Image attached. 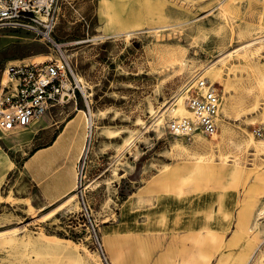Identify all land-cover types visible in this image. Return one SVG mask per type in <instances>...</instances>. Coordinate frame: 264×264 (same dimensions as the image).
Returning <instances> with one entry per match:
<instances>
[{
    "label": "rangeland",
    "instance_id": "374dc122",
    "mask_svg": "<svg viewBox=\"0 0 264 264\" xmlns=\"http://www.w3.org/2000/svg\"><path fill=\"white\" fill-rule=\"evenodd\" d=\"M55 17L60 47L0 28V89L8 64L67 54L77 96L47 115L84 109L93 136L49 205L23 170L31 130L0 131V264H264V0H60ZM199 77L221 93L216 138L168 129Z\"/></svg>",
    "mask_w": 264,
    "mask_h": 264
},
{
    "label": "built area",
    "instance_id": "2783aa9c",
    "mask_svg": "<svg viewBox=\"0 0 264 264\" xmlns=\"http://www.w3.org/2000/svg\"><path fill=\"white\" fill-rule=\"evenodd\" d=\"M59 1L0 0V28L31 31L58 46L52 32ZM5 70L8 79L0 89L1 132L25 129L77 96L78 85H72L70 64L63 55L39 62L10 63ZM184 93L192 115L172 118L169 131L175 135L191 136L194 132L214 135L218 130L221 93L212 82L201 77L191 82ZM86 123L88 137L93 125L88 118ZM93 229L96 232L94 226Z\"/></svg>",
    "mask_w": 264,
    "mask_h": 264
},
{
    "label": "crops",
    "instance_id": "0c3cea01",
    "mask_svg": "<svg viewBox=\"0 0 264 264\" xmlns=\"http://www.w3.org/2000/svg\"><path fill=\"white\" fill-rule=\"evenodd\" d=\"M86 118L78 114L63 119L61 115H43L27 127L32 148L24 159L23 170L36 193L49 205L65 197L70 200L77 188V163L88 145Z\"/></svg>",
    "mask_w": 264,
    "mask_h": 264
},
{
    "label": "bare ground",
    "instance_id": "6f19581e",
    "mask_svg": "<svg viewBox=\"0 0 264 264\" xmlns=\"http://www.w3.org/2000/svg\"><path fill=\"white\" fill-rule=\"evenodd\" d=\"M220 7H222V4L220 5ZM223 8V7H222ZM225 14V13H224ZM257 30V29H256ZM129 32V31H128ZM127 34H129V33H127ZM130 35V34H129ZM52 37H53V34H52ZM260 37V36H259ZM258 37V38H259ZM54 38V37H53ZM263 38V37H262ZM256 39V38H255ZM250 44H252V42L251 43H249V45ZM58 46L60 47V46H62V43H60V44H58ZM63 50V49H62ZM231 53H233V52H230V54ZM62 54V53H61ZM50 55V54H49ZM63 56L69 61V56L67 55V54H63ZM50 58H52L51 57V55L49 56V58H47V59H50ZM46 59V56H44V59L43 60H40V61H44V60H47ZM180 59H182V58H178L177 59V61H180ZM177 61H175V62H177ZM22 62H24V63H30V62H39V61H35V60H29V61H22ZM69 64H70V61H69ZM245 64H247V63H245ZM208 66V65H207ZM70 70H73L72 69V67H71V64H70ZM221 70H222V67H221ZM222 72L221 71H218V70H216V69H214L212 66H208V67H206V68H204V70L200 73V75L199 76H204L203 74H208V75H210L214 80H218V81H222V74H221ZM201 76V77H202ZM77 79V78H76ZM230 79V78H229ZM6 81H7V71L5 70V74H4V77H3V85L4 84H6ZM258 81V80H257ZM262 81V80H261ZM263 83V82H262ZM227 87H228V83H227ZM173 104H171L170 106H168V108L164 111V113H166V112H173L175 115H173V116H176V117H181V116H191L192 115V113H191V111H190V109L187 107V105H186V100H185V93L184 92H182V93H180V94H178V97H177V102H176V104L175 105H173ZM222 105H223V102H221V104H220V106H219V110L221 111L222 110ZM90 108H91V106H90ZM82 111H84V113H85V116L89 119V123H92V125H93V122L95 121V116L96 115H93L92 114V116H93V119L94 120H91V118L89 117L90 115H89V113L87 112V111H85L84 109H81ZM91 111H92V108H91ZM164 113L162 114V115H160V117L157 119V120H159V125H161L162 124V121H163V119H162V116L164 115ZM219 119V116L217 117V120ZM93 121V122H92ZM95 123V122H94ZM200 134H203V133H200V132H194V137H196V136H198V135H200ZM93 136V128H92V130H91V132H89V134H88V137H87V140H88V145H86L85 146V148H84V154L88 151V149L90 148V142L89 141H91V137ZM213 136V135H212ZM214 137L216 138L217 136L216 135H214ZM252 137V136H251ZM203 138V136L201 135V137H200V139H202ZM252 139V138H251ZM253 140H254V138H253ZM252 141V140H251ZM0 145H1V142H0ZM175 145L177 146V147H180V146H182L181 145V143L179 142V140H176V142H175ZM89 146V147H88ZM261 146H263L264 147V141H262L261 142ZM194 155H197V162H196V164H197V167H202V166H204L205 164H204V162L203 161H205L206 160V158H205V156H204V154L203 153H199V152H194L193 153ZM6 159H7V156L5 155V153H1L0 152V165L1 164H3L5 161H6ZM78 181H77V187H78Z\"/></svg>",
    "mask_w": 264,
    "mask_h": 264
}]
</instances>
